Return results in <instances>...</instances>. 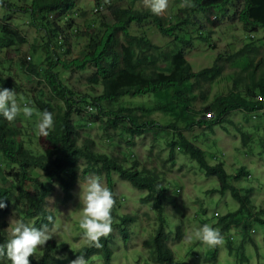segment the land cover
Here are the masks:
<instances>
[{
	"label": "trees",
	"instance_id": "obj_1",
	"mask_svg": "<svg viewBox=\"0 0 264 264\" xmlns=\"http://www.w3.org/2000/svg\"><path fill=\"white\" fill-rule=\"evenodd\" d=\"M25 2V6L18 8L15 2L0 0V10L5 13L4 21L0 22V48L17 47L29 42L28 36L8 21V15L12 12L27 14L29 23L43 31V40L31 44L28 52H24L19 60L25 72L45 82L60 102L54 105L39 99L36 106L32 105L35 107L33 112L38 109L40 112L51 110L55 113L45 126L49 144L43 149L32 147L24 139L23 126L15 120V101L7 97L16 83L8 72L0 68V264H15L17 261L22 264H68L82 256L87 259L95 254L103 257V264H113V249L106 226L114 221L117 213L115 207L120 201L115 192V172L121 179L130 181L135 188L147 191L148 194L142 200L150 203L157 213V219L161 221L155 234L146 241L151 248L153 263L180 264L168 240L184 238L183 221L176 225L174 232L164 205L168 199L169 185L175 180L166 176L165 168L168 161L175 162L177 149L196 161L207 176L216 178L218 191L223 194L230 191L238 204L237 208L229 209L224 215H215L216 220L207 226L208 232L200 236V243L227 238L230 251H235L230 256L238 264H251L250 256L245 253L244 241L252 237L253 218L264 227V209L254 212L251 197L247 194L252 189L236 185L251 173L250 169L242 165L235 173H231L223 161L211 163L205 150L181 131L178 122L184 121L188 127L196 124L209 126L227 122V114L232 111H243L251 115L254 122L251 126L241 121L229 122L241 132L245 146L250 149L246 154L252 152L253 141H261V146H264V131H259L260 128L264 129V122L260 118L264 116V100L257 97L264 96V55L260 51L264 40L256 37L259 30L264 31V0H177L169 16L164 15L160 3L139 8L135 5L136 0L127 5L113 3L112 0H95L94 8L98 7L101 13L103 8L100 9V6H105L109 13L103 14L100 19H90L81 29L80 24H73L71 20L77 0ZM197 13L204 15L209 26L205 28L201 24L190 30L191 25L199 24ZM228 15L238 16L247 35L244 45L227 59L236 62L237 58L245 56L246 61L241 65L239 74L234 78V86L228 93L216 96L203 110H196L192 104L197 98L192 95L195 87L199 88L203 83H211L221 77L223 68L216 64L195 70L186 56L185 47L196 39L212 43L213 30ZM145 26L148 29L153 27L170 40L164 44L155 42ZM82 34L87 36V42L80 54L64 58L72 52L73 39ZM161 63H165L168 68L161 67ZM71 69L89 72L86 77L88 85L93 90L101 86V92L83 94L75 91L73 86L64 81L66 72ZM161 92H164L163 96H155ZM127 96H150L152 104L149 106L143 101L139 105H127ZM77 104L82 105L76 108L81 112L88 110V107L95 109V112L88 110L91 115L98 110L93 117L105 121V129L121 127L118 135L121 134L120 137L128 142L126 152H122V149L120 154L98 151L94 146L95 140L90 137L84 138V144L79 143V125H89L91 122H85L83 116L73 120ZM152 110L172 111L176 119L163 126L152 117ZM29 112L32 114V110ZM151 127L157 128V132L170 129L167 134L170 131L173 134L167 141L170 147L169 160L159 156L161 164L156 166H147L139 159H134V136L141 135L143 129ZM255 131L256 136L253 133ZM120 137L117 140L116 137L111 138L110 141L122 144ZM155 139L159 140L156 136ZM81 161L86 163L85 174L93 171L106 175L105 222L99 226H103V229L99 236L93 237V241L91 239L90 243L76 252L77 256L72 255L70 250L64 257L59 256L58 252L68 247L67 244L64 245L63 240L48 239L45 248L39 250L40 258H37L27 252L29 244L21 233L15 236L7 231L6 216L13 208H19L23 213L22 225H27L32 219V223L28 224V233H42L55 220L53 211L45 206L50 195V182L59 181L64 188V197L70 200L77 177L76 170ZM129 161L131 165H128ZM4 165L7 171L2 169ZM36 170L46 180L40 175L36 176ZM118 220V224L125 223L133 220V215H119ZM203 222L205 224L206 220ZM233 226L244 234L236 250L233 248L236 240L231 235ZM120 228L126 238L127 229ZM214 234L217 235L215 240ZM251 241L254 240L251 238ZM210 254L204 260L210 264H220L217 243L211 248ZM260 256L264 259V253Z\"/></svg>",
	"mask_w": 264,
	"mask_h": 264
},
{
	"label": "rangeland",
	"instance_id": "obj_2",
	"mask_svg": "<svg viewBox=\"0 0 264 264\" xmlns=\"http://www.w3.org/2000/svg\"><path fill=\"white\" fill-rule=\"evenodd\" d=\"M10 1L17 3L18 8L27 4L25 0ZM112 1L113 3L127 5L133 0ZM159 1L136 0L135 5L139 8H145L160 3L164 15L169 16L172 6L177 0ZM94 6L95 0H77L74 17H71L73 24H80L81 29L90 19H100L103 14L107 15L109 13L105 6L100 8H103L101 13ZM0 9L2 8L0 7ZM4 15L3 10H0V22L4 21ZM212 17H214V14ZM8 18V21L13 26L19 27L28 36L29 42L17 47L0 48V68L8 72L16 83L7 97H11L15 101L14 117L17 124L23 126L24 139L27 144L34 148L43 149V147L49 144L45 126L50 121V116L53 117L55 113L51 110L40 112L38 109V111L33 112V108L35 107L32 105L35 104L36 106V101L39 99L50 101L54 105L60 101L52 95L45 82L28 75L29 73L25 72L19 60L24 52H28L31 44L43 40V31L32 26L29 23V17L25 13L15 11L10 13ZM196 18L199 24L191 25L190 30L195 29L197 25L200 26L201 24L205 28L209 26L204 15L197 13ZM151 28L148 29V26H145L149 36L155 42L164 44L170 40L167 37L165 38L158 30H154L153 27ZM262 31L259 30L256 37L264 40V31ZM246 35L247 31L243 29V24L239 21L238 16L233 17L228 15L213 30L210 39L212 43L196 39L185 47L186 56L193 64L195 70L212 67L216 64L223 68L221 77L211 83H203L199 88L195 87L192 95L197 96V98L192 104L196 110H203L216 96L226 94L233 88L234 78L239 74L241 65L245 63L246 57L237 58L236 62L238 64L227 58L244 45ZM86 42V35L82 34L74 38L71 44L72 52L69 55H65L64 58L79 55ZM260 51L264 55V45L260 46ZM31 55L33 60H35L32 53ZM161 67L168 68L165 63H161ZM88 75L89 72L71 69L66 72L64 81L73 86L77 92L87 94L95 91L96 93H100L102 90L101 86L93 90L88 85L89 83L86 81ZM163 95L164 92H161L155 96L161 97ZM149 98L150 96H127L125 101L127 105L133 106L139 105L144 101L147 105L151 106L152 101ZM78 107H82V105L77 104L75 107L73 120H77L83 116L85 122H91L89 125H79V143L84 144V138L90 137L95 140L94 146L98 151L120 154V150L122 149V152H126L128 142L120 137L121 134L118 135L121 127L117 129L115 127L105 129L107 123L101 119H96L99 117H93L94 114L98 113V110L97 113L91 115L90 111H88L89 107L88 110L85 109L82 112L76 110ZM31 110L32 114L29 112ZM93 110L95 112V109ZM151 115L163 126L174 122L176 119L172 111L152 110ZM227 118V122L212 123L209 126L196 124L188 127L184 121L178 122V125L188 138L197 142L205 150L207 158L211 163L223 161L231 173H235L242 165L246 169H250L251 173L242 178L236 185L252 189L251 191L248 190L247 194L251 197L252 210L257 212L258 209H264V153H261V151H264V146H261V141H253L251 143L253 147L252 152L246 154L250 149L245 146L241 132L229 122L233 120L236 123L241 121L245 123L244 125L251 126L254 122H252L249 113L239 110L232 111L227 114ZM260 118L264 122V116ZM124 124L126 128L129 127L126 122ZM224 126L229 128L226 129ZM168 130L157 132V128L151 127L143 129L141 135H135L134 159H139L142 164L147 166L161 164L160 158L169 160L170 147L167 141L171 139L173 134L172 131H170V134H167ZM260 130L264 131L262 128ZM253 133L255 134L256 131ZM155 136L159 140H156ZM114 137H116L115 140L120 137L122 144L116 141L111 142V138ZM174 156L175 162L171 163L168 161V165L165 168L167 171L166 176L175 178V180L169 185L168 199L164 201V205L166 206V217L170 220L172 224L171 228L174 232L176 231V225L183 221L181 225L184 231V238L180 240L173 239V241L169 238L168 240L174 250L177 261L180 264H210L204 258L211 255V248L215 247L217 243L220 264H238L234 260V257L230 256L235 251H230L227 238L222 237L217 240V235L214 234L213 239H216V241H208L206 243H200L202 241H199L200 236L208 232L210 223L216 220L217 217L215 215H224L229 209L233 210L237 208V202L231 197L230 191L224 194L218 191L216 178L207 176L201 171L197 162L193 161L190 156L182 154L178 149L175 151ZM128 165H131V161L128 162ZM85 166L86 163L84 161L78 163L76 170L77 177L72 189L73 196L70 200H66L64 197V188L59 181L53 180L50 182V195L47 197L45 206L53 211L55 220L52 225L45 227L42 233H28V224L32 223V219L28 221L27 225H22L23 213L19 208H13L6 216L5 227L7 231L11 235L16 236L20 233L23 235L24 240L29 244V248L32 249V251L30 249L27 250L28 253L31 252L37 258H40L39 250L45 248L47 240L57 239L59 241L63 240L64 245L67 244L69 247L62 248L58 252L59 256L64 257L70 251H72V255L77 256L76 252L79 249L90 243L91 239L93 241V237L99 236L101 233L103 226L102 228L99 226L105 222L103 209L107 203L106 191L108 183L104 173L99 175L92 171L85 174ZM2 169L7 171L8 168L4 165ZM35 174L36 176L40 175L43 180H46L39 170H36ZM113 176L116 181L115 192L120 201L115 207L117 213L114 221L108 223L106 226V233L111 240V247L113 249L112 263L155 264L153 263L151 248L146 241L155 234L161 221L157 219V213L150 207V203L142 200L148 193L145 190L135 188L130 181L121 179L116 172L113 173ZM205 210L206 212L204 213ZM123 214L133 215V220L118 224L119 215ZM205 220V224H202ZM251 221L254 225L251 229L252 237L245 238V253L250 256L251 264H261V262L264 264V259L260 256L264 253V227L258 224L255 218ZM121 226L128 231L126 238L121 234ZM165 230L168 229L165 228ZM231 235L234 236L233 240H236L235 246H233L236 250V246L244 238V234L239 228H234L233 226ZM251 238L254 241H251ZM103 263V257L95 254L87 259L82 256L80 259L68 264ZM15 264H22V262L17 261Z\"/></svg>",
	"mask_w": 264,
	"mask_h": 264
},
{
	"label": "built area",
	"instance_id": "obj_3",
	"mask_svg": "<svg viewBox=\"0 0 264 264\" xmlns=\"http://www.w3.org/2000/svg\"><path fill=\"white\" fill-rule=\"evenodd\" d=\"M100 8H101V6H100ZM99 8L98 7H96V10H98ZM258 97V99H260V100H264V96L263 95H258L257 96ZM209 116L211 115V114H208Z\"/></svg>",
	"mask_w": 264,
	"mask_h": 264
},
{
	"label": "clouds",
	"instance_id": "obj_4",
	"mask_svg": "<svg viewBox=\"0 0 264 264\" xmlns=\"http://www.w3.org/2000/svg\"><path fill=\"white\" fill-rule=\"evenodd\" d=\"M102 7V6H101ZM89 110H93L91 107H89Z\"/></svg>",
	"mask_w": 264,
	"mask_h": 264
}]
</instances>
